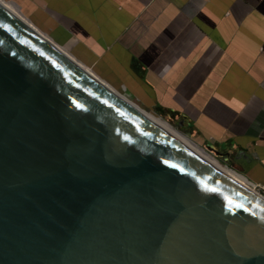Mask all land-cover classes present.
Returning a JSON list of instances; mask_svg holds the SVG:
<instances>
[{
    "label": "water",
    "instance_id": "obj_1",
    "mask_svg": "<svg viewBox=\"0 0 264 264\" xmlns=\"http://www.w3.org/2000/svg\"><path fill=\"white\" fill-rule=\"evenodd\" d=\"M262 194L0 4V264H264Z\"/></svg>",
    "mask_w": 264,
    "mask_h": 264
},
{
    "label": "crops",
    "instance_id": "obj_2",
    "mask_svg": "<svg viewBox=\"0 0 264 264\" xmlns=\"http://www.w3.org/2000/svg\"><path fill=\"white\" fill-rule=\"evenodd\" d=\"M7 1L105 85L182 123L264 191V0Z\"/></svg>",
    "mask_w": 264,
    "mask_h": 264
},
{
    "label": "bare ground",
    "instance_id": "obj_3",
    "mask_svg": "<svg viewBox=\"0 0 264 264\" xmlns=\"http://www.w3.org/2000/svg\"><path fill=\"white\" fill-rule=\"evenodd\" d=\"M0 4L7 9L8 11H10L14 16L18 17L20 20H22L24 23L28 24L29 26H31L32 28H34L38 33H40L44 38H46L47 40H49L50 42H52L56 47H58L59 50H61L64 54H66L69 58H71L73 61H75L76 63H78L84 70H86L88 73L92 74L90 72V70H88L84 65H82L80 62H78L77 60H75L72 56H70L68 53H66L62 48H60L58 45H56V43H54L46 34H44L43 32L39 31L38 28H36L34 26V24L28 20L19 10V8L8 1L5 0H0ZM94 77H96L94 74H92ZM97 78V77H96ZM100 82H102L99 78H97ZM103 83V82H102ZM105 83V82H104ZM103 83V84H104ZM107 86V85H106ZM136 106V105H135ZM143 111V110H142ZM143 113L147 116V118L149 120H151L154 124H156L157 126H159L161 129H163L164 131H166L168 134H170L173 138H175L176 140H178L181 144H183L186 148L190 149L192 152H194L196 155L200 156L203 160H205L207 163H209L210 165H212L213 167H215L216 169H218L219 171H221L222 173H224L225 175L229 176L231 179H233L234 181H236L237 183H239L240 185L250 188L251 185L248 184V182L246 181L245 178H243L241 175L237 174L234 171L228 170L226 168H223L222 166H220L216 160L214 159V157H212L211 155H209L207 152H205L201 147H199L198 145H196L195 143H193L190 139H188L186 136H184L183 134L179 133L177 130H175L174 128H172L168 123H166L165 121L143 111Z\"/></svg>",
    "mask_w": 264,
    "mask_h": 264
},
{
    "label": "rangeland",
    "instance_id": "obj_4",
    "mask_svg": "<svg viewBox=\"0 0 264 264\" xmlns=\"http://www.w3.org/2000/svg\"><path fill=\"white\" fill-rule=\"evenodd\" d=\"M7 1V0H6ZM35 26V25H34ZM36 27V26H35ZM37 28V27H36ZM40 31V30H39ZM117 93H119V92H117ZM120 94V93H119ZM121 95V94H120ZM130 101V100H129ZM131 102V101H130ZM131 103H133V102H131ZM134 104V103H133ZM136 105V104H135ZM140 108V107H139ZM141 110H143V111H145V112H147V113H149V114H151V115H153V116H155V117H157V118H159V119H161V120H163V121H165L166 123H168L172 128H174L175 130H177L179 133H181V134H183L184 136H186L188 139H190L193 143H195V141L190 137V136H188V134L184 131V129H183V125H179V122L178 121H176V120H170V119H166V118H162V117H160V116H158V115H155L154 113H152V112H150L149 110H145V109H143V108H140ZM196 144V143H195ZM197 145V144H196ZM199 147H201V146H199ZM205 152H207L209 155H211L212 157H214V159L216 160V162L220 165V166H222L223 168H226V169H228V170H231V171H234L233 170V168H231L228 164H227V162L225 161V159L222 157V156H219L218 154H216V153H214V152H211V151H209L208 149H205V148H203V147H201ZM235 172V171H234ZM262 196H264V194L262 195Z\"/></svg>",
    "mask_w": 264,
    "mask_h": 264
},
{
    "label": "built area",
    "instance_id": "obj_5",
    "mask_svg": "<svg viewBox=\"0 0 264 264\" xmlns=\"http://www.w3.org/2000/svg\"><path fill=\"white\" fill-rule=\"evenodd\" d=\"M254 191H256V192H259L260 190L258 189V188H254V187H252V186H250ZM263 192V194H264V191H262ZM262 194V195H263Z\"/></svg>",
    "mask_w": 264,
    "mask_h": 264
}]
</instances>
